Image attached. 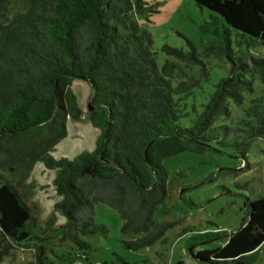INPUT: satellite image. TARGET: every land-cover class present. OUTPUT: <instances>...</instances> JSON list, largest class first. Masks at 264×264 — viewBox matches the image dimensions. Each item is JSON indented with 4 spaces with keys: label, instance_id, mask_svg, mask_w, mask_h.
Segmentation results:
<instances>
[{
    "label": "trees",
    "instance_id": "trees-1",
    "mask_svg": "<svg viewBox=\"0 0 264 264\" xmlns=\"http://www.w3.org/2000/svg\"><path fill=\"white\" fill-rule=\"evenodd\" d=\"M193 1L210 15L200 28L216 42L205 51L232 58V34L237 46L264 45V0ZM8 3L0 0V232L11 245L45 241L52 224L41 225L31 216L3 171L21 168L28 174L42 161L56 170L54 184L62 196L57 207L66 217L61 230L75 245L85 246L82 236L108 232L94 220V206L101 203L119 213L122 234L142 233L122 241L125 249L136 251L170 227L153 220L166 192L164 157L185 146L202 151L214 144L242 157L247 147L240 139L264 136L262 98L250 100L240 122L231 117L224 88L236 97L239 92L232 88L238 82L251 88L239 75L219 79L192 123H182L195 91L177 82L175 64L166 61L158 71L149 49L152 36L134 19L145 12L144 0H30L12 17ZM163 50L194 56L167 45ZM238 68L248 70L240 62ZM252 69L264 81V61L253 59ZM74 77L92 85L98 110L91 122L100 135L93 151L55 159V145L67 137V115L80 113L75 95L67 91ZM224 119L227 123L220 122ZM43 130L44 138H34ZM243 205L245 216L235 231L188 232V245L225 237L221 246L195 252L197 262H252L264 243V193ZM113 255L115 261L103 264H129Z\"/></svg>",
    "mask_w": 264,
    "mask_h": 264
},
{
    "label": "rangeland",
    "instance_id": "rangeland-1",
    "mask_svg": "<svg viewBox=\"0 0 264 264\" xmlns=\"http://www.w3.org/2000/svg\"><path fill=\"white\" fill-rule=\"evenodd\" d=\"M144 1L145 12L134 15V19L141 30L152 36L149 49L154 53L158 71L166 61L175 64L177 82H184L195 91L194 97L188 101L186 115L181 119L183 124L192 123L214 84L223 77L239 75L238 80L250 82L251 88L240 82L239 87L232 88L239 92V97L230 94L227 86L224 88L231 117L239 122L243 120V109L249 106L251 99L264 100V81L252 69L253 59L264 61V45L257 41L248 47L237 46L232 34L231 47L235 53L232 58L205 51L216 42L214 35L200 28L210 19L207 9L199 7L193 0ZM29 6L30 0H9V16ZM165 45L194 56L169 55L163 50ZM238 62L246 65L248 70L244 72L238 68ZM67 91L75 95L80 113L76 118L67 115V137L55 145L51 153L55 159H74L79 153L93 151L100 135V127L91 122L98 108L92 103L90 81L74 77ZM220 122L227 123V119ZM46 135L47 131L43 130L34 138ZM240 141L247 147L242 157H236L231 147L214 144L213 148L202 151L185 146L162 159L167 173L166 192L156 206L153 220L156 223L170 222V227L154 244L136 251L125 249L122 241L135 239L142 233L122 234L119 213L101 203L94 206V220L104 224L108 232L82 236L85 246L75 245L61 230L66 217L57 207L62 196L54 184L56 170L47 168L42 161L36 162L28 174L21 168L3 171L31 216L41 225L49 223L52 226L43 242L11 245L0 232V264H103L116 260L114 252L129 264H201L193 254L200 249L221 246L225 237L188 245V232L191 229L204 232L216 227L227 232L235 231L245 216L244 201L264 193V136ZM250 264H264V243Z\"/></svg>",
    "mask_w": 264,
    "mask_h": 264
},
{
    "label": "crops",
    "instance_id": "crops-1",
    "mask_svg": "<svg viewBox=\"0 0 264 264\" xmlns=\"http://www.w3.org/2000/svg\"><path fill=\"white\" fill-rule=\"evenodd\" d=\"M68 129V128H67ZM68 132V131H67Z\"/></svg>",
    "mask_w": 264,
    "mask_h": 264
},
{
    "label": "water",
    "instance_id": "water-1",
    "mask_svg": "<svg viewBox=\"0 0 264 264\" xmlns=\"http://www.w3.org/2000/svg\"><path fill=\"white\" fill-rule=\"evenodd\" d=\"M92 109V108H91Z\"/></svg>",
    "mask_w": 264,
    "mask_h": 264
}]
</instances>
